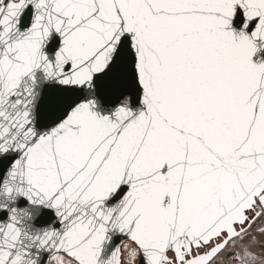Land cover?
<instances>
[{
  "label": "snow or ice",
  "instance_id": "6c2138e0",
  "mask_svg": "<svg viewBox=\"0 0 264 264\" xmlns=\"http://www.w3.org/2000/svg\"><path fill=\"white\" fill-rule=\"evenodd\" d=\"M0 264H264V0H0Z\"/></svg>",
  "mask_w": 264,
  "mask_h": 264
}]
</instances>
